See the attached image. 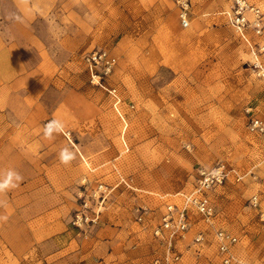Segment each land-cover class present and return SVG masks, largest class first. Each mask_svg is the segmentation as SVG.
<instances>
[{
	"label": "rangeland",
	"instance_id": "rangeland-1",
	"mask_svg": "<svg viewBox=\"0 0 264 264\" xmlns=\"http://www.w3.org/2000/svg\"><path fill=\"white\" fill-rule=\"evenodd\" d=\"M219 165L172 251L226 264L225 231L264 264V0H0V264L165 260L168 206Z\"/></svg>",
	"mask_w": 264,
	"mask_h": 264
},
{
	"label": "built area",
	"instance_id": "built-area-1",
	"mask_svg": "<svg viewBox=\"0 0 264 264\" xmlns=\"http://www.w3.org/2000/svg\"><path fill=\"white\" fill-rule=\"evenodd\" d=\"M240 3L243 4V1H240ZM183 21L184 24L188 25V20L185 16ZM99 57L103 58V54H100ZM93 59L96 60L97 55H94ZM228 176L229 171L226 169L225 165H219L212 171L203 170L200 172L197 193L184 195L185 199L182 207L168 206L161 226L155 231L156 236L164 240L168 246L167 259L163 260L160 257H155L150 264H178L180 257L177 253L172 251V248L176 238L178 236H183L189 228L190 217L188 215V210L191 207H195L202 215L208 218L212 217L214 215V209L211 205L210 198L205 192L213 189L217 185H221ZM102 194L103 195L97 198V203L94 208L91 207L92 205L87 198L83 200L82 210L77 214L76 225L80 226L82 223L89 225L90 222L96 223L98 221L100 214L103 212L101 208L105 201L104 190ZM100 198H102V201H99ZM90 209L91 212L89 211ZM165 233H168L167 237L164 236ZM218 237L220 239V251L221 254L224 255V262L229 264L231 262V247L237 239L225 231H219ZM201 240L202 236L196 238L197 242Z\"/></svg>",
	"mask_w": 264,
	"mask_h": 264
},
{
	"label": "clouds",
	"instance_id": "clouds-1",
	"mask_svg": "<svg viewBox=\"0 0 264 264\" xmlns=\"http://www.w3.org/2000/svg\"><path fill=\"white\" fill-rule=\"evenodd\" d=\"M17 178H19V177H17ZM8 186H9L8 184H0V191H3Z\"/></svg>",
	"mask_w": 264,
	"mask_h": 264
}]
</instances>
